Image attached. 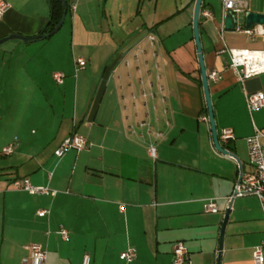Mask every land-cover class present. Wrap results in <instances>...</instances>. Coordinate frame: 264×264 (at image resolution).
Returning <instances> with one entry per match:
<instances>
[{"label": "crops", "instance_id": "0c3cea01", "mask_svg": "<svg viewBox=\"0 0 264 264\" xmlns=\"http://www.w3.org/2000/svg\"><path fill=\"white\" fill-rule=\"evenodd\" d=\"M4 1L0 39L35 37L46 26L49 0ZM66 2L58 37L59 30L0 44V152L13 146L9 155L0 154V264H28L30 243L44 248L45 264H81L84 254L90 264H171L177 241L190 264H216L238 169L214 148L204 119L195 0ZM202 4L212 15L199 14L206 74L222 75L208 81L216 131L232 130L228 148L246 169V138L254 129L264 132V107L249 114L245 94H264V71L240 83L227 68L228 54L219 51H264V25H253L259 33L252 37L235 27L220 33L221 1ZM248 11L264 13V0H248ZM80 57L86 64L75 70ZM53 72L64 74L62 84ZM140 123L150 126L148 134ZM72 133L86 137L87 147L56 157ZM20 178L55 194L16 190L11 183ZM209 198L215 213L204 208ZM228 208L219 264H256L252 251L264 241V201L236 197ZM41 209L49 213L40 217ZM128 247L136 250L131 263L119 259Z\"/></svg>", "mask_w": 264, "mask_h": 264}, {"label": "built area", "instance_id": "2783aa9c", "mask_svg": "<svg viewBox=\"0 0 264 264\" xmlns=\"http://www.w3.org/2000/svg\"><path fill=\"white\" fill-rule=\"evenodd\" d=\"M222 6V20L220 26V33L224 29V17L229 13L234 21V27L236 30L243 32L251 37L253 34L259 33L253 29H247L244 27L242 18L248 11V0H220ZM7 3L4 0H0V20L2 19L6 9ZM74 6L71 10H74ZM200 14L211 18V12L208 9H201ZM148 38L153 40L154 37L149 35ZM220 53L226 52L229 56L227 68L231 69L238 80L242 83L244 79L256 75L264 71V51H252L247 49H231L223 47ZM251 54L248 56L247 54ZM262 56H261V55ZM86 61L83 58H77L75 60V70L81 69L85 66ZM207 81L218 82L222 75L216 70H211L207 74ZM52 78L56 84H62L64 74L60 72H53ZM145 96V94H144ZM245 105L247 112L251 114L253 111L264 107V94L261 91L246 93ZM204 119H207L204 117ZM141 127H145L147 134L150 132V126L147 123H140ZM160 135L159 133L156 134ZM218 142L222 149L225 150L222 153L224 156L230 157L234 160L237 166V179L233 185L231 194L227 197V208L231 201L236 197L255 196L260 202L264 201V132L258 129H254L252 135L246 138L248 168L243 169L239 165L236 158L231 154L228 145L234 139L233 132L230 128H222L217 134ZM88 145L86 137L83 135L72 133L55 149L54 155L58 158L62 157L70 150L80 151L85 149ZM13 150L12 145L5 146L0 154L9 155ZM148 154L152 157H156V148L153 143L148 145ZM12 187L16 190H23L29 194H47L54 195L55 191L48 187L33 186L28 178L15 179L11 183ZM204 208L212 213L217 212V206L214 198H209L204 204ZM120 210H123V206H120ZM49 213L47 209H41L37 212L40 217L46 216ZM58 233L64 240L68 239V232L65 228L60 227ZM28 256L25 261L28 264H45L46 251L38 243H30L27 245ZM172 260L171 264H190L188 251L185 248L183 242L177 241L173 244L171 252ZM136 258V250L133 247H128L124 251L119 253V259L125 263H131ZM252 260L256 264H262L264 261V241H261L254 246L252 251ZM81 264H90V256L84 254L81 259Z\"/></svg>", "mask_w": 264, "mask_h": 264}, {"label": "water", "instance_id": "95a60500", "mask_svg": "<svg viewBox=\"0 0 264 264\" xmlns=\"http://www.w3.org/2000/svg\"><path fill=\"white\" fill-rule=\"evenodd\" d=\"M63 6V15L61 20L58 22V24L48 33L44 35H37L35 37H24L19 34H11L5 38L0 39V44L8 39H19L21 41H34L36 39L42 38V37H48L53 35L55 32H57L62 23L63 20L66 16L67 13V2L66 0H59ZM201 4L202 0H195L194 3V9H193V17H192V31H193V41L194 45L196 48V56H197V62H198V68L200 72V78H201V84H202V90H203V95H204V101H205V107L207 111V119L209 123V129H210V134H211V139H212V144L214 148L221 152L224 153L225 150L222 149L218 142V136H217V131L214 123V118H213V111H212V103L210 99V94H209V86H208V81H207V76H206V70L204 66V60H203V54H202V49L200 45V36H199V14H200V9H201ZM242 22L244 24V27L247 29L252 28L253 25H264V13H257L253 11H247L243 18ZM235 21L233 17L227 13L224 17V28L226 30H232L234 28ZM237 160V158H236ZM238 161V160H237ZM239 163V161H238ZM239 165H241L239 163ZM229 214V208L225 210L221 226H220V231H219V237H218V247H217V262L216 264L220 263V254H221V249H222V235H223V230L224 226L226 223V220L228 218Z\"/></svg>", "mask_w": 264, "mask_h": 264}, {"label": "trees", "instance_id": "16d2710c", "mask_svg": "<svg viewBox=\"0 0 264 264\" xmlns=\"http://www.w3.org/2000/svg\"><path fill=\"white\" fill-rule=\"evenodd\" d=\"M203 7V4L201 5V8ZM49 19L44 27L39 32V35H43L51 31L61 20L62 15H63V6L59 0H49Z\"/></svg>", "mask_w": 264, "mask_h": 264}, {"label": "rangeland", "instance_id": "374dc122", "mask_svg": "<svg viewBox=\"0 0 264 264\" xmlns=\"http://www.w3.org/2000/svg\"><path fill=\"white\" fill-rule=\"evenodd\" d=\"M64 31H65V28H62V30H59L56 37H58L59 35H61V33H64Z\"/></svg>", "mask_w": 264, "mask_h": 264}, {"label": "bare ground", "instance_id": "6f19581e", "mask_svg": "<svg viewBox=\"0 0 264 264\" xmlns=\"http://www.w3.org/2000/svg\"><path fill=\"white\" fill-rule=\"evenodd\" d=\"M247 55H248V56H251V54H249V53H248ZM260 55H261V54H260ZM261 56H262V55H261Z\"/></svg>", "mask_w": 264, "mask_h": 264}]
</instances>
